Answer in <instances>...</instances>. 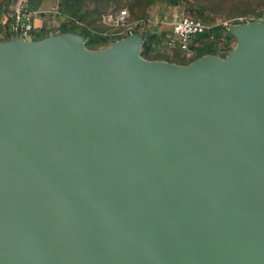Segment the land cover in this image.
I'll return each mask as SVG.
<instances>
[{"label": "water", "instance_id": "obj_1", "mask_svg": "<svg viewBox=\"0 0 264 264\" xmlns=\"http://www.w3.org/2000/svg\"><path fill=\"white\" fill-rule=\"evenodd\" d=\"M231 33L0 38V264H264V20Z\"/></svg>", "mask_w": 264, "mask_h": 264}, {"label": "rangeland", "instance_id": "obj_2", "mask_svg": "<svg viewBox=\"0 0 264 264\" xmlns=\"http://www.w3.org/2000/svg\"><path fill=\"white\" fill-rule=\"evenodd\" d=\"M27 2L41 12L42 24L44 28L52 31L51 33L59 32L64 26L76 25L78 28L87 29L96 41L91 43L95 48L108 45L102 44L108 34L118 39L125 36V33L119 32L123 30L122 26L117 28L104 22L100 17L101 12L116 11L123 7L128 8L129 23L139 26L146 22L160 37H164L165 32H170L172 21L181 14L200 16L218 24L235 21L241 16L248 20H264V0H83L77 13L72 12L73 0H27ZM218 30L219 28L210 32L204 40L193 43L189 51L171 50L168 58L190 62L197 57L200 48L207 49L213 40L220 38L217 36ZM236 41H233L231 49ZM162 42L165 46V42L163 40ZM159 47L157 45L152 49L160 51ZM231 49L225 51L229 52ZM142 52L147 54L144 48Z\"/></svg>", "mask_w": 264, "mask_h": 264}, {"label": "built area", "instance_id": "obj_3", "mask_svg": "<svg viewBox=\"0 0 264 264\" xmlns=\"http://www.w3.org/2000/svg\"><path fill=\"white\" fill-rule=\"evenodd\" d=\"M11 6L7 12V17L9 19V31L12 37H23V38H34L39 32V29L44 27L37 25L36 17L41 14L38 9H33L29 6L27 0H10ZM100 17L104 22L112 24L117 28L123 27L120 33H125V35L136 32L140 27L143 29L149 28V24H141L136 26L127 21L128 8L123 7L116 11H105L100 13ZM238 21H250L244 17H238ZM234 24L233 20L224 22L222 24L205 21L202 18L192 16L190 14L178 15L171 23L170 32L165 37V44L167 50L170 52L174 49H179L181 51H189L193 41L203 33H209L214 31L215 27L219 30L216 31L220 34L219 40L221 44L219 48H226L231 46L233 41H236L235 36H230L228 42H226V37L231 32V27Z\"/></svg>", "mask_w": 264, "mask_h": 264}, {"label": "trees", "instance_id": "obj_4", "mask_svg": "<svg viewBox=\"0 0 264 264\" xmlns=\"http://www.w3.org/2000/svg\"><path fill=\"white\" fill-rule=\"evenodd\" d=\"M10 1V0H9ZM83 0H73V5L74 8L72 10L73 13H77L78 10L80 9V6L82 4ZM29 6L33 9H36L34 6L30 5ZM199 18H202L200 16H197ZM203 20L207 21L206 18H202ZM240 22L238 20H235L234 23ZM149 30H147L145 27L143 29H137V31L141 32L144 34V43H143V48L144 50H146L147 54L143 53V55L147 58H159V59H167V60H171L170 58H168V55H164L167 57H164L163 55L161 57H158L156 54H153V56L151 57L150 55L153 53V49L154 46L160 45L162 42V40H165V37H160L155 31H152L150 28H148ZM215 30L218 29V27L214 28ZM67 30H72V31H77V32H81L85 35V44L90 47V48H95V46H92L91 43H94L96 41L93 40L91 34L87 31V29L84 28H78V26L73 25V26H64L60 31H67ZM51 33L49 32H38L36 34V36L34 38H42L45 37L47 35H49ZM209 33H203L200 34L194 41L193 43L197 42V41H201L204 40L207 36H209ZM228 36L226 37V42H228L229 37L230 36H234L231 32L229 34H227ZM217 36L219 37L220 34L218 33ZM12 37L10 32L1 34L0 33V38H10ZM118 37H114L113 35L108 34L105 38H104V43L102 44H111L112 42H114L115 40H117ZM165 42V41H164ZM193 43L191 44V47L193 45ZM221 44V40L217 39V40H213L211 42V45L208 46L207 49L205 48H200V50L198 51L197 57L206 54V53H216V54H220L222 56H225L228 52L225 51L226 49H231V46L224 48H219V45ZM194 47V46H193ZM197 47V46H196ZM234 47V45H233ZM232 47V48H233ZM196 57V58H197ZM195 59V58H194ZM174 61V60H171ZM192 61V60H191ZM175 62H179V63H188L185 61H175Z\"/></svg>", "mask_w": 264, "mask_h": 264}, {"label": "crops", "instance_id": "obj_5", "mask_svg": "<svg viewBox=\"0 0 264 264\" xmlns=\"http://www.w3.org/2000/svg\"><path fill=\"white\" fill-rule=\"evenodd\" d=\"M11 6V1L9 0H0V33L4 34L7 33L9 30V19L7 17V12ZM48 16H46L45 19H47ZM36 23L37 25L41 26L42 25V17L39 15L36 17ZM149 30V29H147ZM39 32H49L51 33L52 31L47 30V28H40ZM168 33L165 32L164 37L167 36ZM165 41V40H164ZM160 51H153L154 54H156L158 57H161L162 55H169V51L166 48V45L163 46L162 43L159 45Z\"/></svg>", "mask_w": 264, "mask_h": 264}]
</instances>
